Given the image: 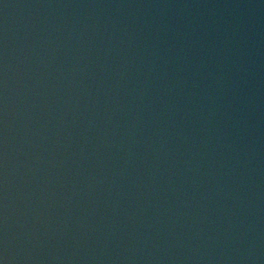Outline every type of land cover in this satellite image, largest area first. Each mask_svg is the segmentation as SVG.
<instances>
[{
  "label": "water",
  "instance_id": "obj_1",
  "mask_svg": "<svg viewBox=\"0 0 264 264\" xmlns=\"http://www.w3.org/2000/svg\"><path fill=\"white\" fill-rule=\"evenodd\" d=\"M0 264H264V0H0Z\"/></svg>",
  "mask_w": 264,
  "mask_h": 264
}]
</instances>
